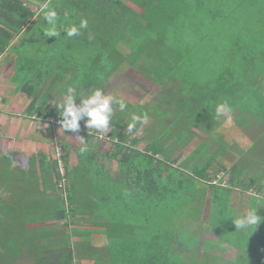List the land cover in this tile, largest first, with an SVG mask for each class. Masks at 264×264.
<instances>
[{
    "label": "trees",
    "instance_id": "obj_1",
    "mask_svg": "<svg viewBox=\"0 0 264 264\" xmlns=\"http://www.w3.org/2000/svg\"><path fill=\"white\" fill-rule=\"evenodd\" d=\"M61 1L42 0L46 5L35 15L23 0H0V54L17 38V43L23 48L22 56L32 59L37 65L34 68L24 65L22 73L32 77L26 83L30 86L26 93L32 98L30 104L33 109L36 103L39 104V116H52L59 124L68 120L83 125L85 112L90 105L87 100L89 96H101L108 88L110 75L123 60H127L130 63L129 69L143 80L150 81L157 89L165 88L175 80L181 83L178 91L188 94V99L183 98L179 103L176 102V107L173 108L180 110L181 118L188 116L190 123L194 125L188 129L187 135L181 134L175 140L177 145L182 139L184 142V139L192 135V127L208 134L215 129L224 134L213 138L220 147L204 163L190 164L194 156L202 153L197 148L184 161L176 164L179 157L170 158L172 146L164 147L156 139L148 140L142 149L137 147L138 141L144 135H136V130L140 123L144 125L149 121L153 111L151 107L141 105L140 113L145 117L144 120L135 116L128 125L117 123L116 127H112L110 119L111 126L105 131V135L114 148L111 153H103V156L117 160L123 167L124 188L117 185L119 188L115 186L114 190L106 189L102 202L96 192L92 194L94 199L91 204L100 205L99 210L105 204L111 213L114 212L109 220L116 221L117 225L110 227L107 224H97L94 229L97 240L84 242L89 236L76 231L81 224L68 221L80 207V203L75 202L77 185L74 183L78 166L72 172L67 171L68 152L64 151L61 157L65 169L64 178L66 180L69 173L72 182L70 185L65 182L62 188L58 186L60 174L55 157L52 167L55 204L52 208L42 207V215L37 219L39 222L61 221L64 228L71 226L72 229L60 239L44 237L34 241V232L47 233L54 230L55 225L41 226L31 229V232L24 231V228H20L21 220L16 219L12 210L10 215L15 218H6L0 224V240H4L3 244L6 246L3 252L16 259L20 251L29 246L27 253L34 260V264H75L71 241L75 236L80 241L85 239L80 243L82 245L101 248L106 246L109 256L113 254L112 247L120 244L129 253L120 254L118 259L122 257L123 263L119 261L121 264H185V260L182 258L180 261L178 252L174 249L175 245L180 244L174 231L179 226L175 223L176 226L172 228L167 220H175L174 217L177 216L176 220L182 221L186 214L200 211L197 219L200 220L202 229H207L206 223L210 215L218 216L216 218L221 231L225 232L227 228L234 231V239H226L229 244L223 242V248H228L227 252L234 255L232 258H241L239 264L264 261V257L259 256L264 254V177L253 187L254 193L262 192L263 197L254 193L248 195L245 203L247 211L237 214L236 223L232 221L228 227L225 220L227 216L223 213L225 211L223 208L217 211V203L226 202L230 207L226 196L235 193L236 188L246 189L253 178H242V168H245L246 161L232 166L230 170L215 163L221 151L233 141L222 122L236 110L248 109L256 116L254 118L257 123L264 124V0H129L140 12L132 9L123 0H67L64 4ZM193 26L194 41L200 46L199 54H194V68L197 67L195 64L203 63L206 70H212L213 80L199 83L200 80L194 82L193 79H188L185 75L188 74V69L191 70L193 63L189 62L186 68L181 59L183 50L186 56L190 55L191 50L169 41L172 40L170 37H177ZM197 31L201 33L198 34ZM124 48L127 54L122 52ZM85 52L86 59L80 60V54ZM140 57H147L148 62L142 68L136 65ZM179 64L182 67L173 73L171 70L178 68ZM177 75L178 77H174ZM60 83L66 84L59 94L64 95V99H54L47 104L48 95L45 97L42 93L44 88H48L49 84L54 90ZM42 85L45 87L42 88ZM114 102V106L121 105L120 108L127 109V103L123 99L119 98ZM110 103L113 105L112 101ZM157 108L155 111L163 114V117L159 116L160 121L167 117L165 112L173 113L174 110ZM122 112L116 110L115 113L119 117ZM126 114L124 117L128 116ZM191 117L194 119L190 120ZM151 123H155V120ZM227 128L230 129L228 126ZM84 134L87 136L89 133ZM145 138L147 139L146 135ZM263 139L262 136L258 137L251 145V149L259 153L257 156L253 151L256 156L249 157L248 162L255 168L264 162ZM255 146H258L257 150ZM95 149L96 145L91 150L82 146L76 152L79 159L77 164L81 161L89 164L84 172H93L92 175L96 176V173H102H98L100 169L96 167ZM209 169L213 170V178H210ZM222 171H230L226 185L217 175ZM185 180L189 182L185 184ZM217 180H220L219 183H216ZM95 206L87 208V213L95 210ZM257 211L259 218L255 217ZM179 212L182 213L179 215ZM139 220V225H146L145 228L149 229L151 226V234L144 228L140 231L131 230V224ZM198 223L194 224L195 228L201 226ZM190 224L192 223L186 229L193 228ZM19 229L22 230L21 233ZM127 231L133 232L132 234L137 232L140 236L150 235L155 247L148 246L144 249L139 240L134 241L127 237ZM207 236L205 244H216L215 236ZM203 247L207 256H210L211 249L205 245ZM238 250L245 251L246 255ZM171 251L175 253V261L171 259ZM186 252L187 250L182 253ZM79 253L84 256L90 252L80 250ZM5 264L12 262L9 260Z\"/></svg>",
    "mask_w": 264,
    "mask_h": 264
},
{
    "label": "rangeland",
    "instance_id": "obj_2",
    "mask_svg": "<svg viewBox=\"0 0 264 264\" xmlns=\"http://www.w3.org/2000/svg\"><path fill=\"white\" fill-rule=\"evenodd\" d=\"M123 1L127 5H129L132 9H134L135 11L140 12V9L134 3L130 2L129 0H123ZM197 32H198V34L201 33V31H197ZM206 32H207V30H206ZM170 38H172V40H169V41H171L172 43L185 46L184 49L190 48V50H191L189 56H186V54L183 50L184 54H182V59H181V60H183L182 63L186 64V66H185L186 68H187L189 62L193 63L192 64L193 69L192 68H191V70L188 69L187 70L188 74L185 75L186 77H188V79H193L194 82L196 80H200V81H198L199 83L203 82V81L213 80L211 78L214 76L213 73L211 72L212 70L211 69L206 70L207 68L203 67V65H204L203 63L195 64L197 67L194 68V54L197 55V53L199 54V52H200V46H199L198 42L196 43L194 41V38H195L194 26L188 30L182 31L181 35H179L177 37H170ZM44 45L46 46V43ZM54 46H56V45H54ZM13 52L16 56H18V51H13ZM122 52L127 54V50L125 48L122 49ZM32 53H34V52H32ZM84 54H86V52L83 54H80V56H79V57H81L80 60L82 58L86 59V58H84L86 56ZM146 60H147V57H140L139 61L136 63L138 68H142L144 65L148 64V62ZM183 64H182V66H183ZM165 66L167 67V65H165ZM182 66L179 64L178 68L174 67V69H172L171 71L173 73H176L177 70L180 69V67H182ZM129 67H130V63L127 60H123L120 63L119 67L110 75L109 81H108V88L105 89L104 93L101 96H96V95L93 96L92 95L89 98V104L90 105L87 107V110L85 112L86 117L87 118L89 117V122L93 125L99 124L101 122L105 124L111 118L112 122L110 124L112 125V127L113 126L116 127L117 123H119L120 125H122V124L128 125L130 123L131 119L134 118L135 116L139 120L140 119L144 120L145 117H143L142 114L140 113L142 110L141 105L149 106L152 108L151 111L153 110L151 116H149V119H148L149 121H147L145 123L144 128H143L144 125H142V123L139 124L138 130H137L138 133L136 132V135L139 134L140 136H142L144 134V136L145 135L147 136V140L156 139L159 141L160 145H163L164 147L165 146L166 147L172 146V152L173 153L170 156L171 158L175 157L179 153H182L181 156L183 155V157H185L189 152L194 151V148L197 145H198V151H204L203 153L205 155H207L209 152H212L214 147L217 146L218 143H216V141L215 142L214 141L206 142L208 139L205 141L204 139L206 137H204V135L203 136L199 135L197 137V139H194V138H196L194 136V131H193L194 127L191 128L192 132H190V134H192V136H189L187 139H184V142L182 139L181 143L176 145L175 140L177 138H179L181 136V134L187 135L188 129H190V127L194 125L193 123H190L188 116L181 118L180 117V110L173 108V107H176L175 106L176 102L179 103V101H182L183 98H185V99L189 98L188 94L186 92L182 94L178 91L180 81L178 82V81L174 80L173 83H170L169 85L165 86V88L157 89L156 87H154V84H152L148 80H145V79L143 80L142 78H140L138 75H136L135 72H133L131 69H129ZM22 74L23 73H21L20 70H17L16 77L19 78L22 76ZM174 77H178V75L174 76ZM47 85H48V88L47 87L44 88L45 85L44 86L42 85V88L45 89L42 92L43 94H45L44 95L45 97H47V95H48V97H50V95L54 94L56 96L55 100L56 99H59V100L64 99V95H59V94H60L61 90L63 88H65L64 85H66V84L60 83V84H58V86L54 90H52L51 85L50 86H49V84H47ZM57 96H58V98H57ZM51 98L53 99V96H51ZM51 98H49V100H51ZM119 98L123 99V101H126V103H127L126 107L128 109V110L126 109L127 114L125 113L126 112L125 108H123V107L120 108L121 105L114 106V104H116V103L115 102L113 103V101H115ZM111 101H112L113 105H111V103H110ZM122 106H123V104H122ZM157 107H159V108L164 107V110L169 109V108H171L172 110L174 109V110L172 111L173 113H170V111L168 113L165 112L164 114L167 117L162 118V121H160L161 118L159 116L163 117V114H160L161 112L159 113L158 111H155L158 109ZM116 110H122L123 111L122 113H120L119 117H118V113H115ZM125 114L128 116L124 117ZM158 114H160V115H158ZM254 117L256 118V116L254 114H252V112L250 110L240 108V109L236 110L232 115H230V117L225 122L222 123L223 127L226 123L228 124V127L230 128V129H228V131L235 138V143L232 146L233 149H230V153L229 152L226 153L225 155H223L224 157H222V159H219L221 161L220 164L225 166L226 169L230 170L229 168H231L232 166L234 167L237 164L240 165V163L243 161L248 162L249 157L251 155H254L253 154L254 150L251 149V145L253 144V142L255 140H257L258 137L262 136V138H264V124H260V122L257 123V121ZM119 119H121L122 121ZM193 119H194V117H191L190 120H193ZM154 120H155V123H151ZM156 121H158V122H156ZM111 125H109L105 129V131L107 129H110ZM187 127H189V128H187ZM166 128H168L167 132L165 131ZM239 129H241V130H239ZM236 130H239L242 132L240 133L239 131L237 132ZM218 131H220V130H218ZM221 133L224 134V132H222V131H221ZM200 134H202V133H200ZM218 135H220V134L218 133ZM234 138H232V140H234ZM58 140L62 143L66 142V143H69V145H71V147H69V150H70V154H71L72 158H70L69 164H74L77 160H79L77 157L76 150L73 149L74 146L80 145L79 138H78V140H76L75 138H72V137L70 139H68L65 135H62L61 137H59ZM144 143H146V142H144ZM141 146H143V145L138 144L137 147L139 149H142ZM257 148H258V146H255L256 150H257ZM54 150H55V152H57L58 155H60V157H62L63 152H64V148H63L62 144L56 142ZM243 150H245V152ZM98 151H99V154L97 155L98 161L103 163V165H104V167L108 173L111 172V174H112L111 176L114 180L116 179V180L123 182L125 180L123 167L119 164L118 161H115L112 159H107V158H105V156H103V152H107V151L110 152L111 151V146L109 144H103L102 143V145L100 146ZM254 152L256 153V151H254ZM235 156L236 157L240 156L241 158H239V159L237 158V160H234ZM204 160L206 161V159H204ZM255 161L257 163V160H255ZM259 161H260V159H259ZM218 164L219 163H216V165H218ZM86 165H89V164H85L84 162L82 163V161L79 164H77V166H78V168L76 169L77 174H76V179L74 180L75 181L74 183L77 185L76 189H75V193H76L75 202L80 203V207L78 208V211H85L87 208L89 209V207L91 208V207L95 206L91 203H93V199H94L93 195L96 194V192L99 193L98 197L100 199V202H102V200H104V198H105V196H104L105 190L110 189V188H111V190H114V188H112L113 182L111 181V179L104 178V176H102L100 174L98 176L92 175L93 172L85 173L84 171H85ZM174 165H176V164H174ZM68 168L69 167L67 166L66 169H68ZM258 168H259L258 173L255 172L253 174V176L256 175L255 178H253V176H252V178L254 180H256V184H258V178L262 179L264 177V173L263 174L260 173V169H264V165H262V163H260ZM242 170L248 171L245 168L244 169L242 168ZM253 171H255V169H253ZM229 174H230V171L229 172L222 171V172L217 174L219 177H221V179H222L221 181H224V183H223L224 185H226V180L229 177ZM70 175L71 174L68 173L67 179L65 181L67 185L71 184V180H72L71 178L72 177ZM210 178H213V171H210ZM185 181H186L185 184L189 182V180H185ZM219 181L217 180L216 183H219ZM43 189H44V187L42 188V190ZM248 193L252 194V192H250V191H248ZM232 194L233 193H230V195L226 196V198H227L226 200L228 201V203H230L229 197H231ZM240 194L242 196H244V188H239V189L236 188L235 193L233 194L235 199H236V202H234V204H235V208L237 211H239L240 208L243 207L242 204L245 202L244 198L242 196H240ZM245 196H247V195H245ZM96 198H97V196H96ZM222 203L223 202L217 203V206H216L217 209L216 210L218 211L219 209L223 208V211H225L223 213L227 216V219H225V220L227 221V226L229 227L230 223L232 221L236 223V221L238 220L237 219V212L235 210L234 213H232V211L230 210L227 203L226 202H224L223 204ZM81 204H82V206H81ZM99 206L100 205L97 204L95 206V210L90 209L94 214L92 212L89 214L76 213L73 217H71L72 218L71 220L81 221V222H83V225L87 226V227H85L83 225H79V227H77V229H76L77 232H84L85 236H87V237L89 236L87 241H84L85 239L83 240L84 242H91L92 240H97L96 236L94 235V229H96L97 224H99L98 226L107 224L110 227L112 225L114 227L117 225L115 223L116 221L109 220L110 215L114 214V212L111 213V210H108V208L105 206V204L103 206H101V210H99L100 209ZM185 207L186 206H184V208ZM184 208H183V210H184ZM20 210H22V208H20L19 206H14V204H12V206H8L5 202H3V200H1L0 201V224L2 222L6 221V218L10 217V219H11L12 216L15 218L14 215H12V216L10 215V211L14 212L16 214V219H18L19 216L21 215ZM6 212H8V213H6ZM38 213H39L38 215H42L41 212H38ZM181 213L179 212V215ZM27 214L31 215L32 213H27ZM101 214H104V215H101ZM5 215H7L8 217H5ZM189 215H190V217H187ZM189 215L186 214L183 217L182 221L176 220L177 216L174 217V219L178 222H176L175 220H172V218L170 219V221L167 220L168 225L171 226L172 228H173V226H176V225H174L175 223H177V225L179 226V227H175L174 231L177 235L176 237L178 238V241L180 242V244L175 245L174 249H175V251L178 252V256L181 259L180 261H182L184 259L185 264H202V261L204 262V264H207V263H211V264H233V263L236 264L237 263V264H239V263H241V260H240L241 258H239L237 260L235 259V257L232 258L234 255L230 252H227L228 248H226L225 246L223 248V245H224L223 242H227L229 244V242L226 239H229V238H231L232 240L234 239V231L229 230V228L225 229V232L221 231V228L218 226V221L216 218L218 216H212L211 217L209 215L210 219L206 223L207 229H202L201 222H200V220L197 219L200 215V211H196V213H192ZM226 216H225V218H226ZM133 222H136V221H133ZM138 222H140V220L134 224H131V226H132L131 230L136 231V229H138L140 231L141 228H144L145 230H148V234H151V231L149 233V230H151V226H150V229L145 228L146 225L145 226L139 225L140 223H138ZM190 222L192 223L190 225H192L193 228L192 229L191 228L186 229V226H188V224ZM197 223L200 224L201 226H198L195 228L194 224H197ZM21 224H22V226L20 228L23 230V227H24V231L31 228L30 223L23 221V222H21ZM36 225H39L40 227L46 226V225H55V229L48 231L47 233H36V232L33 233V240L34 241L41 240L44 237H46L48 239H60L61 237L66 235L68 230H69V229L67 230V228H64L62 226L61 221H53V222H45V223L42 222V223H39ZM117 227H119V226H117ZM21 229H19L20 233L22 232ZM29 232H31V230H29ZM117 233H119V232H117ZM132 233L133 232L127 231V237H130L134 241L139 240L140 243H142V246L144 247V249H146L148 246L150 248L155 247V244L153 242H151L152 238L150 235L145 234L143 236H140L139 234H137V232H136V234H132ZM188 233L190 235H188ZM207 234L215 236V238H217L216 244H212V243H208V245L205 244V241L208 240ZM245 238H246V236H245ZM3 242H5V241L0 240V264H5L6 261L8 263L9 260L12 262V264L13 263L14 264H34V260L27 253V249L29 246H26L25 249L20 251V255L16 259H13L12 257L8 256L7 252H5V251L3 252V249H6V246H5V244H3ZM208 242H211V240ZM79 245L81 247L78 246V244L72 245V248H73V251L75 254L78 253L80 250L90 252V253L87 255L84 254V256H82L80 258H76L74 261L75 263H80V261H81L83 264H121V263H123V261H122L123 259H122V257L120 259H118V257H120V254L121 253H122V255L129 254V253H127L128 252L127 250L122 249L120 244H117L116 246L112 247L113 248L112 256H109L107 254L108 252H107L106 246H104L105 250H103L102 248L95 249L96 247H92V246L90 247L87 244H83V245L79 244ZM202 245H205V247L208 246L206 248L211 249L210 251L212 253L211 252L209 253L210 256H207V254L205 253L206 250L204 247L202 248ZM259 245L262 246L261 244H259ZM182 249H183V251L187 250V252L182 253L183 252ZM194 249H195V251H194ZM239 249H241V248H239ZM238 251H240L242 253V255L243 254L246 255L245 251H241V250H238ZM1 252H3V253H1ZM216 252H218V253H216ZM171 253L173 255L171 259L173 261H175V259H176L175 253L172 251H171ZM259 256L264 257V254L259 255ZM246 263H249V262L246 261ZM263 263H264V261H258L257 260L255 262H253L252 264H263Z\"/></svg>",
    "mask_w": 264,
    "mask_h": 264
},
{
    "label": "crops",
    "instance_id": "obj_3",
    "mask_svg": "<svg viewBox=\"0 0 264 264\" xmlns=\"http://www.w3.org/2000/svg\"><path fill=\"white\" fill-rule=\"evenodd\" d=\"M23 2L27 7L31 9V11L35 12L34 13L35 15H37L42 11L43 7L46 5L47 0L46 2H42V0H23ZM61 2L64 4L67 2V0H62ZM13 51H18V56H16ZM22 51L23 48L21 47V45L17 43V38H14L13 41L9 44V46L6 47V49L0 54V201L3 200V202H5L8 206H12V204H14V206H19L20 208H22V210H20L21 215L19 216L18 219L21 220V222L25 221L27 223H30L31 228L28 230L31 229L33 230L40 227L39 225L36 224L44 222V221L42 222L38 221L37 217L39 215L36 213L40 212L42 210V207L52 208L55 204L53 198L55 191L53 186L54 174L52 172V167H53L54 158L56 157L57 154V152H55L54 150L56 142L62 144L64 151L68 152V157H67L68 161L66 163V166H68L69 168L67 169V171L72 172V169L77 168L76 164L78 160L74 164H69L70 158H72L69 150V147H71V145H69V143L66 142L62 143L58 140L59 137H61L62 135H65L68 139L72 137L78 140L79 138L80 145L73 147V149L76 151L78 148H81L82 146H84L88 150H91L92 147L96 145L95 161H96V167L100 169L98 173H102L103 175L102 174L100 175L104 176L105 178L111 179V181L113 182L112 184H116L112 186L113 188H115V186L117 188H119L118 186H120V188L121 187L124 188V187L122 181L116 179L114 180L112 178L111 172L110 173L107 172L103 163L98 161V157H97V155L99 154L98 149L100 148L102 143L109 144L111 146V151L109 153H111L114 148L113 143L109 141L108 136L105 135V129L109 126L110 121L106 122L105 124L101 122L99 124L93 125L89 122V117L87 118L85 115L83 131L80 132L76 130L66 129L65 127L62 126V124L55 122L54 117L52 116L43 117L42 114H40L39 116L37 113L39 104L36 103L33 109L30 104L32 98L29 97L26 93V89H30V86H27L26 83L29 80H32V77L23 74L19 78L16 77L17 70H20V72L22 73V69L24 65L26 67L28 66L33 68L37 67V65L34 64L32 59L29 60L27 57L22 56ZM33 94L36 95V93ZM51 96H53V99L51 98ZM91 96L92 95H90L89 98ZM55 97L56 96L54 94L50 95V97L47 98L48 101L47 104L53 102ZM49 98H51V100H49ZM87 100L89 101V99ZM220 121L221 119H219V122ZM227 126L228 124L226 123L224 125V128L227 134H229L230 137L234 138L233 135L229 133ZM144 127L145 124L143 128ZM193 130H194V136L196 137L194 139H197L199 135L201 136L204 135V137H206L204 140L206 141L208 139L206 142L208 141L215 142L213 138L216 137L218 133L220 135L222 134L220 133V131H217V129H215L211 134L203 132L198 128H194ZM239 130L236 131L238 132ZM239 132L241 133L242 131ZM84 133L87 134L89 133V134L86 136ZM129 141L130 140L128 138V142ZM147 141L148 140L144 136L140 141H138L137 146L138 144H140L143 145L141 146V148H143L147 143ZM234 143H235V138L233 141H231L230 145L226 146L225 149L221 151L215 163H219V164L221 163L219 159H222V157H224L223 155H225L226 153L228 152L230 153V149H233L232 146ZM197 146L194 148V152L195 149L198 148ZM219 147L220 145L218 143L217 146L214 147L212 152H209L210 150L208 151L209 152L208 154L215 155ZM243 151L245 152V150ZM107 152H103V153H107ZM203 152L204 151H202V153L199 154L198 156H194V158L190 161V164L194 163L195 165L199 163L200 164L204 163L205 162L204 159L207 160L209 155L208 154L205 155ZM172 153L170 154V156L172 155ZM190 153L191 152H189L185 157H183V155L181 156L180 153H179L180 156L179 154H177L175 157H179V158L177 159L176 164H179L180 162L184 161L185 158ZM256 153L258 156L259 153L258 152ZM105 158L109 159L108 157ZM237 158L239 159L241 157L235 156L234 160H237ZM261 163L262 165H264V162ZM245 169H247L248 171H244V175L242 177L243 179L252 178L253 174L255 172L258 173L259 171V168L253 167V165H251L250 162L245 163ZM253 169H255V171H253ZM210 171L213 170L209 169V172ZM260 173L263 174L264 169H260ZM96 176H98L97 173ZM255 176L256 175H254L253 178H255ZM258 180L260 179L258 178ZM255 185H257L256 180L251 179L247 188L244 189V196L240 194V196L244 198L245 202L242 204L243 207H241L239 211H237L235 208L234 202H236V199L233 195L234 193L232 194L231 197H229L230 199L229 208L232 211V213H234L235 210L237 214H240L242 211H243L242 213H245L247 211L246 209L248 208L245 204L247 200V196L252 195L254 193L253 187ZM41 187L42 188L44 187V189L42 190ZM248 191L252 192V194H249ZM257 193L258 194L255 193L254 194L258 195L259 197H263L262 192H257ZM27 213H32V214L28 215ZM76 213L88 214L87 210L85 211L77 210L75 214ZM71 217L69 218L70 220H68L69 222H75L83 225V222L73 221L71 220L72 219ZM255 217L259 218L258 211ZM67 230H68L67 233H69L71 230V226L68 227ZM75 238H76L75 236L71 238L72 245L78 243L80 244L81 242H83L80 241L79 238L76 239ZM97 248H101V247H96L95 249ZM102 249L105 250V248ZM73 254H74V261L76 258L82 257L80 253L75 254L73 251ZM75 264H83V263L80 261V263H75Z\"/></svg>",
    "mask_w": 264,
    "mask_h": 264
},
{
    "label": "built area",
    "instance_id": "obj_4",
    "mask_svg": "<svg viewBox=\"0 0 264 264\" xmlns=\"http://www.w3.org/2000/svg\"><path fill=\"white\" fill-rule=\"evenodd\" d=\"M64 125L67 127V128H73V127H76L77 129H80L81 128V125L78 124V125H75L72 121H65L64 122ZM56 157H57V160H58V172L60 174V180H59V184L58 186L60 188H62L65 184V178H64V168L62 166V163H61V157L60 155L56 154Z\"/></svg>",
    "mask_w": 264,
    "mask_h": 264
},
{
    "label": "clouds",
    "instance_id": "obj_5",
    "mask_svg": "<svg viewBox=\"0 0 264 264\" xmlns=\"http://www.w3.org/2000/svg\"><path fill=\"white\" fill-rule=\"evenodd\" d=\"M66 121H68V120H66ZM65 122V121H64ZM75 125H78V124H80V123H78V124H76L75 123V121H72ZM81 125V128L80 129H77L76 127H73V128H67L65 125H64V123L62 124V126L63 127H65L66 129H69V130H76V131H83V125L82 124H80ZM57 158V157H56ZM62 163V162H61ZM64 168V167H63ZM64 174H65V169H64Z\"/></svg>",
    "mask_w": 264,
    "mask_h": 264
}]
</instances>
